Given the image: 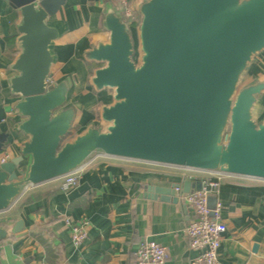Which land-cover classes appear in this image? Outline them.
I'll list each match as a JSON object with an SVG mask.
<instances>
[{
    "label": "water",
    "instance_id": "obj_1",
    "mask_svg": "<svg viewBox=\"0 0 264 264\" xmlns=\"http://www.w3.org/2000/svg\"><path fill=\"white\" fill-rule=\"evenodd\" d=\"M5 1L19 14L16 75L7 84L18 98L14 132L27 139L18 157L0 164V212L27 186L59 179L92 154L264 181V119L255 120L264 76L240 85L264 50V0H139L137 61L130 30L106 4L107 40L83 59L100 64L89 83L110 90L112 102L100 107L98 125L67 141L79 110L69 103L70 78L50 83L60 33L47 22L65 0ZM8 136L0 133V152ZM183 187L190 192L189 182ZM175 188L145 192L176 203Z\"/></svg>",
    "mask_w": 264,
    "mask_h": 264
},
{
    "label": "crops",
    "instance_id": "obj_2",
    "mask_svg": "<svg viewBox=\"0 0 264 264\" xmlns=\"http://www.w3.org/2000/svg\"><path fill=\"white\" fill-rule=\"evenodd\" d=\"M137 1L130 3L134 6ZM109 2L115 3L65 0L47 21L60 33L51 48L55 58L50 70L52 82L70 78L69 103L79 110L71 131L73 135L77 130L74 136L99 123L98 92L86 85L89 73L96 68L84 61L83 54L97 42H106L108 34L100 22ZM18 22V12L0 0V133L9 134L0 157L8 156L7 161L18 157L27 139L14 132L20 118H14L11 106L18 98H13L7 84L16 75L11 66L19 54ZM252 64L253 76L247 82L264 76V50ZM263 119L264 93L255 108L256 122ZM27 163L25 158L21 169ZM201 178L202 174L189 169L99 158L84 168L74 188L62 190L59 179L28 187L0 212V264H135L134 254L144 241L166 248L164 264H189L196 252L190 249L184 230L194 218L192 208L180 193H175L174 203L151 199L145 190L176 185L187 194L183 184L190 183L191 193ZM216 202L221 204V219L227 228L217 252L218 264H264V181L225 176L218 195L208 197V208L214 209ZM65 220L88 222L87 239L81 246L72 244Z\"/></svg>",
    "mask_w": 264,
    "mask_h": 264
},
{
    "label": "built area",
    "instance_id": "obj_3",
    "mask_svg": "<svg viewBox=\"0 0 264 264\" xmlns=\"http://www.w3.org/2000/svg\"><path fill=\"white\" fill-rule=\"evenodd\" d=\"M114 2L115 9L128 30L135 24L137 26L139 16L130 0H114ZM99 158L110 159L111 157L102 154H92L81 166L59 178L61 189L66 191L76 187L80 173ZM7 160L8 156L2 155L0 164ZM198 172L202 174V178L199 181V190L187 194L181 193L180 188H175L174 190L175 193H180L182 200L194 212V218L188 222L184 230L189 240L190 249L196 252V256L189 261V264H218L217 252L227 228L221 219V204L216 202L214 209L211 210L208 208L207 199L210 195H218L221 179L228 175L216 172ZM28 187L33 186L29 185L26 189ZM65 223L72 244L76 247L81 246L87 239L88 222L72 223L65 220ZM167 256V250L163 246L152 241H144L134 254V260L135 264H164Z\"/></svg>",
    "mask_w": 264,
    "mask_h": 264
},
{
    "label": "rangeland",
    "instance_id": "obj_4",
    "mask_svg": "<svg viewBox=\"0 0 264 264\" xmlns=\"http://www.w3.org/2000/svg\"><path fill=\"white\" fill-rule=\"evenodd\" d=\"M129 30H130V33H131L133 39H134V47H135V50H136V57H135V60L137 61V56H138V42H137V37H136V24H135L132 28H130ZM260 53H261V52H260ZM257 55H258V54H257ZM257 55H256V56H257ZM256 56H255V57H256ZM92 66H95V67H92V68L94 69V68H98V67H100V64H95V65H92ZM252 69H253V64L251 63V64L249 65L248 70L246 71L244 77L242 78V80H241V84H240V85H243L244 83H246L247 81H249L250 78H252L253 75H252V73H250V72L252 71ZM91 70H92V69H91ZM88 76L90 77V76H91V73H89ZM89 77H88V80H87L86 85L89 86V87H91V86H90V83H89ZM91 88H92V87H91ZM92 90H93V89H92ZM111 96H112V92H111L110 90H103V91H100V92H98V95H96L95 99H97V103H96L97 107H96V109H97V117H98V118H99V112H98L99 106H101V105H109V104H111V102H112V100H111ZM13 98H16V97L13 96ZM2 104H3V103H2L1 96H0V105H2ZM11 112H12V110H11ZM11 114L14 116V118H16V119L19 118L18 116H15V113L12 112ZM75 133H77V130H75L74 134H75ZM74 134H73V135L71 134V135L66 139V141L69 140V139H71V138H73V137H74ZM208 206H209V205H208Z\"/></svg>",
    "mask_w": 264,
    "mask_h": 264
},
{
    "label": "trees",
    "instance_id": "obj_5",
    "mask_svg": "<svg viewBox=\"0 0 264 264\" xmlns=\"http://www.w3.org/2000/svg\"><path fill=\"white\" fill-rule=\"evenodd\" d=\"M134 59H135V57H134Z\"/></svg>",
    "mask_w": 264,
    "mask_h": 264
}]
</instances>
